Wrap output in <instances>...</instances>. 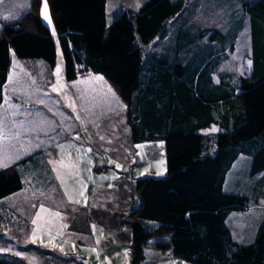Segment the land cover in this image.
Masks as SVG:
<instances>
[{
	"label": "trees",
	"instance_id": "trees-1",
	"mask_svg": "<svg viewBox=\"0 0 264 264\" xmlns=\"http://www.w3.org/2000/svg\"><path fill=\"white\" fill-rule=\"evenodd\" d=\"M38 1L31 0L18 20L0 26V101L10 51L21 61L42 60L47 71L55 63L54 39L38 15ZM106 1L47 4L65 78L73 79L79 68L102 75L124 103L131 141L162 146L164 174L135 179L137 205L125 216L112 214L117 219L111 227L127 230L129 263L141 264L145 249L157 246L190 264H264V0L238 3L241 21L249 24L252 64L245 75L219 69L234 49L239 27L229 34L225 24L200 26L185 19L174 24L183 10L196 11L198 1L143 0L109 21ZM45 154L34 150L11 164V176L0 174V201L22 190L24 175L39 170L52 194L42 203L66 213L68 228L87 229L88 214L99 223L108 221L105 211L88 213L63 202ZM255 209L261 216L249 215ZM233 213L245 222L238 224ZM0 264L25 263L0 252Z\"/></svg>",
	"mask_w": 264,
	"mask_h": 264
},
{
	"label": "rangeland",
	"instance_id": "rangeland-1",
	"mask_svg": "<svg viewBox=\"0 0 264 264\" xmlns=\"http://www.w3.org/2000/svg\"><path fill=\"white\" fill-rule=\"evenodd\" d=\"M30 1L31 0L27 3V0H0V16L4 17V13L8 11L13 15L18 14L19 9L30 7ZM142 1L143 0H107L105 9L107 20L109 21L120 9L124 7H138ZM196 1H198V8L194 9L196 11L189 13L183 10L177 17L178 21H175L174 24L180 23L183 19L188 22H195L200 26L213 25L220 27L225 24L228 26V29L226 26L223 27V29L230 30L229 34L239 27L237 37L235 41H233L234 49L232 52L227 51L226 57L220 64L219 69L227 72H237L243 75L247 74L249 69V24L246 18H243L241 21L240 15L242 14V8H239L238 5V3H241L240 0ZM45 3L47 5L46 8ZM22 5L27 6L23 7ZM45 14L48 16V19H45ZM21 15L23 16L25 13ZM38 15L52 33L57 51L55 63L52 69L47 71L46 65L42 60L33 59L21 61L13 54L14 59L11 61L10 65L11 69L13 68L10 70V76L12 78L9 77L8 81L15 83V80H17V77L20 75L25 81V83L21 84H25L26 86L24 88L17 87L20 92V95L17 94L19 96L18 101L27 103L32 100L39 106L42 103L54 114L53 118L55 120L50 118L45 112H41L40 110L37 112L31 109L25 114L27 122L31 121L33 124L42 122V124L50 125L52 122L57 124L59 121L62 126L67 127V123L71 119L66 114V111L72 112L73 115H75L74 119L76 123L78 122L80 130L77 129L66 135L64 139H58L56 145L52 147V149L55 148V150L50 149L48 153L45 152V161L49 163V169L59 186L63 202L72 207H76L80 202L88 200L89 196L93 200H96L98 196L101 200L102 211H105L107 216H109L108 221L102 222L101 224L106 228H110L113 224V219H117V215H112V207L123 208L126 206L127 200L131 199L128 196L130 195V191L132 194H134V192L128 189L129 193H127L124 199L113 198L114 191L109 190L111 186L103 189L101 186L96 187V184H106L107 186L113 183L114 180L117 181V179L118 182H120L121 175H127V179L129 180H135L147 174L161 176L165 171L163 153L161 151L158 152L157 155L153 154L146 156L145 153L142 155L138 150V155H136L135 152L124 154L123 150L127 148L130 149V146H132V150L136 149L139 142H132L129 137L124 111L118 108L121 106L119 104V102H121L120 97L110 83L100 74L90 73V75L85 76L82 75L84 70L79 68L76 74L82 76L76 77L75 75L72 81H70L71 79H66L61 59L62 50H60V40L52 25L47 0L38 1ZM159 46V43L155 44V48H159ZM15 60L27 69L26 73L23 70L22 73L21 71L17 72ZM58 68L59 72H57ZM14 75H17V77ZM15 84L19 85L20 83ZM28 84L30 85L27 87ZM9 85L13 84H8L7 86ZM43 85H45L48 90L40 87ZM5 93L9 95L10 89L5 91ZM72 105L76 106L72 107ZM85 113L90 114L91 118L86 116ZM27 127H30V124H28ZM47 131V134L51 135V137H49L53 139L55 135L58 134V132L56 133L53 129H50V127ZM93 155L98 156L102 163L93 162L88 167L87 164ZM136 157L138 158L136 159ZM50 163L51 165L53 163L55 166L50 167ZM94 164L104 166L105 171L100 175L94 174L92 171V166ZM10 172L13 173L12 170ZM38 174L39 170H36L33 171L32 174L27 176L24 175L22 177L24 185L22 190L0 201V218H6L5 221H3L5 224L0 223V252H8L15 255L25 264H66L65 259H62L61 255H63L64 249L71 246L65 241V236L59 238L50 234H45L44 229L35 222L32 224V232L28 233L30 227L27 231V227L24 225V220L28 217L33 205L37 204L39 201L42 202L45 194H47V196L49 194L52 195L48 189L43 187V182L39 180ZM90 176H92L91 180ZM93 200H90V207L92 208H94ZM82 207H84V205H82ZM9 210H11L10 215ZM233 214L232 216L240 217L237 222L238 224L245 222L246 218L243 215L240 213ZM260 214L261 211L255 209L249 215L256 218L261 216ZM19 216L23 217V219ZM17 218H19L18 221L16 220ZM28 218L30 219V217ZM230 220L231 217H229L228 221ZM115 221L119 223L118 220ZM248 222L247 225L252 224V220H248ZM233 236L237 239L235 234ZM29 243L41 249L52 251L57 255V258H45L37 251L28 247ZM76 248L83 251L86 255L82 263L91 264L88 260H90L91 257L93 260V254L87 253V251L85 252L87 249L80 244L76 245ZM125 255V253H121L124 260L120 262L108 263L106 261V264H130L129 259L125 261ZM75 260L80 261V259ZM156 264L190 263L181 259L170 258L157 261Z\"/></svg>",
	"mask_w": 264,
	"mask_h": 264
},
{
	"label": "crops",
	"instance_id": "crops-1",
	"mask_svg": "<svg viewBox=\"0 0 264 264\" xmlns=\"http://www.w3.org/2000/svg\"><path fill=\"white\" fill-rule=\"evenodd\" d=\"M29 0H27V3ZM23 7L27 5H22ZM28 8H21L19 9V13L16 15H13L12 13L6 12L4 13V17L0 16V26L4 22H13L18 20L23 14L26 13ZM21 13V14H20ZM8 18V19H7ZM58 58V56H57ZM13 53L9 52V66L7 69L6 74V80L3 85L2 89V99L0 101V164H5L7 166L0 167V174H4L7 176H11V164L16 161L17 159L25 156L26 154L37 150L42 149L44 152H47L52 149L54 145H56V141L58 139H64V137L75 130H80L78 122L76 123L74 116L72 112H67L66 114L71 119L67 123V127H64L61 125V123L58 121L57 124L55 122H52L50 125H45L36 122L33 124L31 121L26 120L25 114L27 111L33 109L37 112L39 110L41 112H45L50 118H53L54 114L49 111L42 103L40 106L35 103L34 101H28L27 103L23 101H18L19 96V89L17 87H25V81L23 78L20 77V75L17 77V75H14L17 77V80H15V84L12 82H9L8 79L10 76L11 69V61L13 60ZM15 67L17 68V72L22 73V70L27 72V69L22 65H20L15 60ZM83 72V71H82ZM82 75H90V72L87 70H84ZM80 74H76L77 76H82ZM12 78V77H11ZM71 79L70 81H72ZM8 84H13L9 85ZM30 84L27 85V87ZM45 90H48L45 85L40 86ZM10 89L9 95L5 93V91ZM52 93V92H51ZM18 94V95H17ZM53 94V93H52ZM8 98V99H7ZM122 102V100H120ZM119 102L121 106V110H124V103ZM27 104V105H25ZM28 106V107H26ZM76 105H72V107H75ZM81 108V107H80ZM36 113V112H35ZM83 115V114H82ZM86 116L90 117V114L85 113ZM84 116V115H83ZM54 119V118H53ZM55 120V119H54ZM30 124V127H27V125ZM50 127V129H53L58 134L55 135V138H50L51 135L47 134V130ZM54 132V133H55ZM50 136V137H49ZM143 155L144 153L146 156H150L153 154H158V152L162 151V146L159 142H139L138 147L136 149L132 150V146H130V149L127 148L124 151V154L128 152H135L136 155L139 154V152ZM163 153V152H162ZM138 157H136L137 159ZM51 160V157H50ZM50 162V161H49ZM93 162H99L100 158L98 156L93 155V157L90 159L89 163L87 164L88 167ZM55 166L53 163L50 167ZM9 171V172H8ZM122 173V172H119ZM100 175V174H99ZM121 181L118 182L114 180L113 183L110 185L106 184H99L95 183L96 187L101 186L103 189H105L108 186H111L109 190H113V198H120L124 199L127 196V193H129V190L133 191V179H127V175H121ZM92 179V176H90V180ZM126 186H125V185ZM128 191V192H127ZM131 199L127 200L126 206L115 208L112 207V214H115L119 216L120 214L126 215L127 211L136 206L138 203L137 198L134 197V194L131 193L128 195ZM110 197V196H109ZM89 199L92 201L93 199L89 196ZM85 200L83 202H80L79 205L76 206V208H81L83 211L88 212L91 210H102L101 207V200L97 196L96 200H93V207H90V200ZM84 205V207H82ZM129 208V209H128ZM35 222L36 224L40 225L44 229L45 234H50L55 237H63L65 236V241L70 244L66 249H64L63 256L66 257H73V260L66 261V264H83L84 262L83 258H86V255L83 251L76 248V245L80 244L81 246L85 247L87 250V253L93 254V260L92 257L90 260H88L91 264H106V261L117 263L122 260H124L121 256V253H125L126 260L129 259V249L127 245V230L124 229H114L112 227L106 228L104 225L98 222L97 219L93 218L90 214H88V225L87 229L85 230H74L68 228V223L66 220V213L59 210L56 206L50 204V203H42L39 202L35 205L32 214L29 219V223L27 226L30 227V230L28 233L32 232V224ZM121 234V236H120ZM73 244V245H72ZM81 254V255H80ZM144 257L145 260L141 264H156L157 261L165 260L173 258L175 259L168 248H164L162 251L157 247H148L144 251ZM75 259H80V261H76Z\"/></svg>",
	"mask_w": 264,
	"mask_h": 264
},
{
	"label": "built area",
	"instance_id": "built-area-1",
	"mask_svg": "<svg viewBox=\"0 0 264 264\" xmlns=\"http://www.w3.org/2000/svg\"><path fill=\"white\" fill-rule=\"evenodd\" d=\"M105 170V167L104 166H99V165H97V164H94L93 166H92V171L94 172V173H101V172H103Z\"/></svg>",
	"mask_w": 264,
	"mask_h": 264
},
{
	"label": "snow or ice",
	"instance_id": "snow-or-ice-1",
	"mask_svg": "<svg viewBox=\"0 0 264 264\" xmlns=\"http://www.w3.org/2000/svg\"><path fill=\"white\" fill-rule=\"evenodd\" d=\"M47 7V5H46V3H45V8ZM45 19H48V16L45 14ZM54 34V33H53ZM251 64H252V61L251 60H249L248 61V65H249V67H251ZM57 72H59V68L57 69ZM213 131H215V129H213ZM2 166H7V165H5V164H0V167H2ZM119 166V165H118Z\"/></svg>",
	"mask_w": 264,
	"mask_h": 264
}]
</instances>
